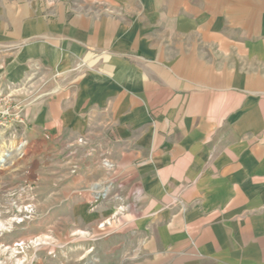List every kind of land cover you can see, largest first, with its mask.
<instances>
[{
  "label": "crops",
  "instance_id": "crops-1",
  "mask_svg": "<svg viewBox=\"0 0 264 264\" xmlns=\"http://www.w3.org/2000/svg\"><path fill=\"white\" fill-rule=\"evenodd\" d=\"M106 1L123 16L4 28L15 70L69 78L26 108L42 169L91 223H130L133 264H264V0Z\"/></svg>",
  "mask_w": 264,
  "mask_h": 264
},
{
  "label": "rangeland",
  "instance_id": "rangeland-1",
  "mask_svg": "<svg viewBox=\"0 0 264 264\" xmlns=\"http://www.w3.org/2000/svg\"><path fill=\"white\" fill-rule=\"evenodd\" d=\"M58 4L67 16L124 13V5L116 9L106 0H0V264H133L130 223L116 215L91 223L84 209L71 206L69 192L52 180L51 159L42 169L39 146L28 136L26 108L69 78H59L57 68L36 59L25 60L22 73L15 70L18 49L27 40H11L4 28L21 10L25 18L55 17ZM78 169L71 164L69 171Z\"/></svg>",
  "mask_w": 264,
  "mask_h": 264
},
{
  "label": "built area",
  "instance_id": "built-area-1",
  "mask_svg": "<svg viewBox=\"0 0 264 264\" xmlns=\"http://www.w3.org/2000/svg\"><path fill=\"white\" fill-rule=\"evenodd\" d=\"M24 120V119H23ZM79 142H83L82 139H78ZM72 171H75V167L73 168Z\"/></svg>",
  "mask_w": 264,
  "mask_h": 264
},
{
  "label": "bare ground",
  "instance_id": "bare-ground-1",
  "mask_svg": "<svg viewBox=\"0 0 264 264\" xmlns=\"http://www.w3.org/2000/svg\"><path fill=\"white\" fill-rule=\"evenodd\" d=\"M2 153H3V152H2ZM5 154H6V153H5ZM5 154H2V155H4V156H5ZM6 155H7V154H6ZM2 159L4 160V157H1V158H0V160H2Z\"/></svg>",
  "mask_w": 264,
  "mask_h": 264
}]
</instances>
